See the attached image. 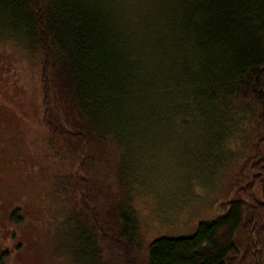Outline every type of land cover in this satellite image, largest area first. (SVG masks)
Wrapping results in <instances>:
<instances>
[{
	"label": "trees",
	"instance_id": "obj_1",
	"mask_svg": "<svg viewBox=\"0 0 264 264\" xmlns=\"http://www.w3.org/2000/svg\"><path fill=\"white\" fill-rule=\"evenodd\" d=\"M0 40L38 64L40 123L54 140L45 158L75 162L84 228L71 246L85 264H264V0H0ZM173 135L198 145L212 188L190 233L146 241L131 200L156 166L149 150ZM96 144L116 155L126 199L106 190ZM30 150V167L0 155V236L11 242L37 222L64 232L57 205L76 192L65 174L38 178Z\"/></svg>",
	"mask_w": 264,
	"mask_h": 264
},
{
	"label": "rangeland",
	"instance_id": "obj_2",
	"mask_svg": "<svg viewBox=\"0 0 264 264\" xmlns=\"http://www.w3.org/2000/svg\"><path fill=\"white\" fill-rule=\"evenodd\" d=\"M41 100L42 89L37 62L29 57H24L23 51L19 48L0 40V105L7 110L4 109L3 118L0 117V144H3L0 147V155L3 154L4 161L8 160V164H19L23 167L26 164L30 167L34 160L28 164L26 156L32 149L33 152L30 154L36 157L38 155L42 167L38 163L39 169H32L31 171L33 173L40 171L37 173L38 178L45 175L52 182H54L53 179L56 175L60 177L65 174L64 176L68 179L66 183H71L64 184L66 191L68 188L74 187V192L78 185L72 175L75 172L73 167L75 162L72 160L70 152L68 155L66 151L63 153V141L56 140V143L54 142L56 152L57 148L60 147L63 153L60 159L58 158L59 160L55 157L49 160L47 156L45 158V141L48 142V140L53 139L49 137L46 129L40 123ZM241 133L244 132L241 130ZM193 140L198 141L197 139ZM182 143L178 136L163 137L159 140V146L149 150L157 153L148 154L144 158L145 162H153L154 166L156 162V166L154 169H147L144 173L142 186H140L142 194L134 197L131 200V205L139 215L142 237L146 241L165 233H190L188 231L193 229L196 222L194 220L196 213L198 214V211L206 206V204H202L212 187L203 186L211 184L212 172L202 173L206 170L207 162L200 166L197 144L190 143L186 147L187 150H184ZM6 146H11L9 157L4 150ZM95 148H98L97 144ZM109 150L108 147L98 148L97 153L95 152V163L99 173L103 175L106 190L115 194L117 196L115 200L119 202L122 197L127 198L128 192L122 193L120 186L122 183L118 182L116 175V162L114 161L116 155L113 156ZM21 151H23L24 156L16 153ZM68 156L72 161L68 159ZM228 160L229 157L225 153L221 161L227 162ZM160 165L161 168L157 167ZM5 169V167L0 168V170ZM216 169L217 176L213 179L214 181L219 180L221 175L220 167ZM191 175L194 176L190 177ZM10 178H12L11 175ZM32 182H34L33 179ZM43 182L44 180L38 185V187L41 186V189ZM12 186H15L13 180L9 184V187ZM74 193L68 195L70 198L66 196V201L57 205V210L63 207L62 224L64 225V232H60L61 226L57 228V232L53 228L45 231V223L42 225L40 222L36 223L35 232H26L25 227L20 226L22 229L20 232H16L12 242L0 236L3 239L4 247L9 249L8 258L3 259L2 257L0 264H85L84 257L81 258L79 255L80 247L71 246V242L74 243L73 239L78 235L74 232H81L84 228L82 219L78 218L79 211H81V207H78L80 201L78 189ZM48 199L49 197L44 195L41 200L47 201ZM115 200H112L113 206H115ZM213 202L215 201L210 202L208 206H212ZM52 211L51 208L47 210L45 208L43 212H37L39 214L37 218H40L43 223L47 214L51 215ZM199 213L204 214L205 211H199ZM81 215L87 219L83 211ZM26 216L28 217L27 210ZM90 223L91 221L88 220L86 225ZM6 235L7 232H5ZM76 241L74 244L77 245ZM62 252L63 255H61Z\"/></svg>",
	"mask_w": 264,
	"mask_h": 264
}]
</instances>
